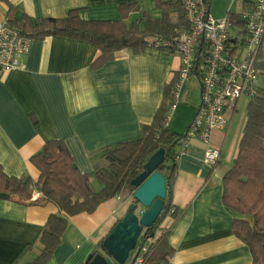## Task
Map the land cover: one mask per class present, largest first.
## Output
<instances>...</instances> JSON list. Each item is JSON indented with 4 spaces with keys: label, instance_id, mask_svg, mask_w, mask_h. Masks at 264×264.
Wrapping results in <instances>:
<instances>
[{
    "label": "crops",
    "instance_id": "obj_1",
    "mask_svg": "<svg viewBox=\"0 0 264 264\" xmlns=\"http://www.w3.org/2000/svg\"><path fill=\"white\" fill-rule=\"evenodd\" d=\"M237 1L236 9L231 8V1L225 12L230 20L237 18L234 22L248 8L243 0ZM121 3L140 6L128 14L126 25H142L144 12L151 19L162 15L154 0H0V21L7 18L10 6L15 19L26 15L32 23L43 17H64L73 8L80 9L82 19L118 20ZM170 22L180 24L175 12L170 13ZM98 54L94 44L83 40L57 35L31 39L21 58L23 68L0 78V165L7 176L36 181L39 171L31 157L46 141L60 139L74 165L90 174L98 188L93 166L103 164L105 150L141 137V126L152 122L165 86L177 78L180 55L152 47L140 53L121 49L96 66L93 62ZM255 66L256 85L264 89V38ZM171 101L172 91L169 106ZM234 114L225 129L212 133L211 145L220 150L213 169L202 162L205 144L200 140L192 139L181 155L180 145L176 146L175 176L169 187L176 212L165 216L160 225L161 230L168 229V242L174 249L168 264L252 262L248 246L232 231L234 218H251L222 203V176L237 155L246 121L235 122ZM167 127L170 129L169 121ZM132 201V195L117 194L92 212L67 216L60 242L44 264H83L96 249L108 263H115L98 244ZM52 214L60 212L37 189L28 199L0 194V264L32 262Z\"/></svg>",
    "mask_w": 264,
    "mask_h": 264
},
{
    "label": "trees",
    "instance_id": "obj_2",
    "mask_svg": "<svg viewBox=\"0 0 264 264\" xmlns=\"http://www.w3.org/2000/svg\"><path fill=\"white\" fill-rule=\"evenodd\" d=\"M162 15L151 19L143 13L142 22L126 25L124 20L131 11L140 9L137 3H121L118 6L120 19H82L78 8L68 11L61 18L43 17L32 23L26 15L20 19L13 16V7L7 12V20L30 39L57 35L83 40L94 44L99 54L93 64L111 60L121 49L134 53L143 52L149 38L170 36L176 23L170 22V13L175 12L178 23H185L179 0H154ZM232 20L236 17H230ZM236 23H240L239 19ZM176 77L165 86L163 100L150 124L141 126V137L107 148L102 155L103 164L93 166L94 187L91 175L82 173L74 165L71 155L60 139L46 141L30 161L39 171L36 181L30 177L7 176L0 165V194L3 197H31L32 190L40 191L42 197L53 203L60 214L48 217L39 238L41 249L28 264H44L60 242L66 227L67 216L92 212L100 203L117 194L132 195L131 180L141 171L146 159L159 148L164 149V160L157 170L165 176L166 192L164 207L154 224L143 230V235L152 236L153 242L145 253L143 264H168L174 249L168 242V229H160L166 216L169 187L175 176V148L183 134L171 132L163 123L166 119L171 91ZM222 203L242 217L232 220L233 233L242 240L252 257L251 264H264V89L249 97L246 106V121L232 166L222 176ZM62 212V213H61ZM176 212V211H175ZM175 215V213L173 214ZM172 215V216H173ZM158 231H160L158 233ZM98 248L105 251L102 241ZM102 255L97 249L90 258ZM83 264H89L86 261ZM115 264V263H111Z\"/></svg>",
    "mask_w": 264,
    "mask_h": 264
},
{
    "label": "built area",
    "instance_id": "obj_3",
    "mask_svg": "<svg viewBox=\"0 0 264 264\" xmlns=\"http://www.w3.org/2000/svg\"><path fill=\"white\" fill-rule=\"evenodd\" d=\"M210 1L179 0L185 23L178 24L170 36L149 38L148 46L180 55L170 111L178 102L183 82L191 74L199 79V102L179 140V155L192 139H198L205 144L202 162L213 169L219 162L220 150L211 145L212 133L225 129L239 100L253 96L258 90L255 64L264 38V0H243L248 8L239 15L241 29L227 16L211 17ZM30 40L7 18L0 21V78L9 71L23 68L21 58L28 52ZM168 112L164 126H167ZM175 211L170 204L166 216ZM153 240L142 231L131 264H143Z\"/></svg>",
    "mask_w": 264,
    "mask_h": 264
},
{
    "label": "water",
    "instance_id": "obj_4",
    "mask_svg": "<svg viewBox=\"0 0 264 264\" xmlns=\"http://www.w3.org/2000/svg\"><path fill=\"white\" fill-rule=\"evenodd\" d=\"M164 160V149L159 148L144 162L142 171L131 180L135 188L133 201L102 240V245L115 264H124L135 249L145 228L151 227L163 210L166 192L165 176L157 170ZM89 264H110L102 255L88 257ZM133 261V259L131 260Z\"/></svg>",
    "mask_w": 264,
    "mask_h": 264
},
{
    "label": "rangeland",
    "instance_id": "obj_5",
    "mask_svg": "<svg viewBox=\"0 0 264 264\" xmlns=\"http://www.w3.org/2000/svg\"><path fill=\"white\" fill-rule=\"evenodd\" d=\"M233 2L231 6L232 9L237 8L238 1L237 0H212L210 6V16L215 19H220L225 16V12L229 4ZM199 92H200V82L196 75L191 74L188 79H186L180 91V97L178 102L175 104V107L172 111L168 112L169 115V126L170 131L175 132L177 134H184L186 127L188 125L189 120L191 119L195 108L199 102ZM249 98L247 96H243L238 102V108L234 114V121L237 123H242L246 119V106ZM172 102V101H171ZM177 148V147H176ZM175 148V150H176ZM124 195L129 196L124 193ZM135 250L130 252V257L126 261L125 264L129 263Z\"/></svg>",
    "mask_w": 264,
    "mask_h": 264
}]
</instances>
